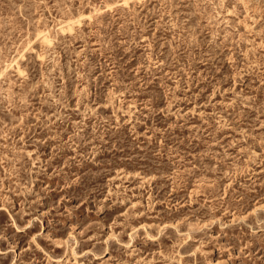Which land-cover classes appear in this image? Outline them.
<instances>
[{"label": "rangeland", "instance_id": "rangeland-1", "mask_svg": "<svg viewBox=\"0 0 264 264\" xmlns=\"http://www.w3.org/2000/svg\"><path fill=\"white\" fill-rule=\"evenodd\" d=\"M0 264H264V0H0Z\"/></svg>", "mask_w": 264, "mask_h": 264}, {"label": "bare ground", "instance_id": "bare-ground-1", "mask_svg": "<svg viewBox=\"0 0 264 264\" xmlns=\"http://www.w3.org/2000/svg\"><path fill=\"white\" fill-rule=\"evenodd\" d=\"M65 26V25H64ZM59 27V26H58ZM72 28V27H71ZM44 36V35H43Z\"/></svg>", "mask_w": 264, "mask_h": 264}]
</instances>
